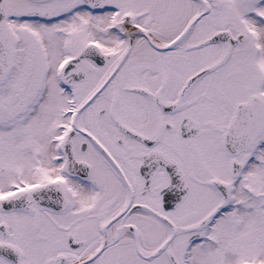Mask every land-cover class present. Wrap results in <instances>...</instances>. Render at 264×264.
<instances>
[{
  "label": "snow or ice",
  "instance_id": "1",
  "mask_svg": "<svg viewBox=\"0 0 264 264\" xmlns=\"http://www.w3.org/2000/svg\"><path fill=\"white\" fill-rule=\"evenodd\" d=\"M0 264H264V0H0Z\"/></svg>",
  "mask_w": 264,
  "mask_h": 264
}]
</instances>
